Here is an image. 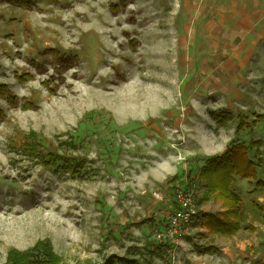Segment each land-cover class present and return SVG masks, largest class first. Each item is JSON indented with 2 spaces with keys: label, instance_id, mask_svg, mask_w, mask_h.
Listing matches in <instances>:
<instances>
[{
  "label": "rangeland",
  "instance_id": "1",
  "mask_svg": "<svg viewBox=\"0 0 264 264\" xmlns=\"http://www.w3.org/2000/svg\"><path fill=\"white\" fill-rule=\"evenodd\" d=\"M30 1L0 0V264L40 242L58 264H146L180 184L237 143L264 184V0ZM32 141L81 171L30 157ZM198 181L199 216L150 264L264 262V186L237 177L228 236L203 226L226 208L198 205Z\"/></svg>",
  "mask_w": 264,
  "mask_h": 264
},
{
  "label": "trees",
  "instance_id": "2",
  "mask_svg": "<svg viewBox=\"0 0 264 264\" xmlns=\"http://www.w3.org/2000/svg\"><path fill=\"white\" fill-rule=\"evenodd\" d=\"M10 3L23 7L29 8L32 5L30 0H8ZM50 2H55L56 0H49ZM1 92L6 96V99L11 105L16 104V98L1 86ZM30 103H25L26 109L30 108ZM4 114L0 112V117ZM240 125L239 129H243L248 125V118L245 115H239ZM256 122V121H255ZM252 122V125L255 123ZM257 147L256 153H259L260 142L257 145L252 143ZM25 152L32 158L37 159L43 164L48 163L49 166L54 165L58 170H62L71 174L72 176L77 175L82 168L81 162L76 161V159H62L61 156L57 154H44L41 149H39L38 142L32 141L27 143L25 146ZM65 160L63 165L59 166V162ZM255 164L250 158L249 149L243 143H237L232 145L221 157L208 159L206 164L202 167L198 175L193 176L189 173L187 176V183H182L180 186H186L191 188L195 185V182L199 180L198 184L205 189V192L198 201V205H203L209 202L212 198L216 200H222L226 211L222 214L211 215L207 220L202 219V224L206 228L210 229L212 233L223 232L228 236L233 235L236 231L241 229V224L245 216V205L243 202L242 195L236 187L237 177L242 180H248L249 184L252 181L256 182V187L261 188L264 186L261 181L258 180L257 173L255 171ZM179 186V187H180ZM255 204V203H254ZM256 209L260 215L264 214V209L255 204ZM264 217V216H263ZM260 217V218H263ZM168 226V221L165 223ZM171 237L167 236L159 243H150L147 253L151 255L150 258L163 257L169 248V242ZM36 249L21 253L19 251H11L8 258L9 264H58V257L53 254L52 249L47 243L40 242L37 244ZM208 251H211L209 249ZM146 253V254H147ZM144 256H140L143 258ZM140 258L135 259H121L115 256L105 259L102 264H119L120 262H126L129 264H145V261ZM146 261L150 264L151 259ZM145 260V259H144ZM253 264H264L263 261L259 260Z\"/></svg>",
  "mask_w": 264,
  "mask_h": 264
},
{
  "label": "built area",
  "instance_id": "3",
  "mask_svg": "<svg viewBox=\"0 0 264 264\" xmlns=\"http://www.w3.org/2000/svg\"><path fill=\"white\" fill-rule=\"evenodd\" d=\"M193 187L188 188L186 185L177 188L174 197L176 210L168 218V226H166L164 233L160 234L159 240H163L167 236L173 238L179 233L178 230H181L183 225L191 223L199 216Z\"/></svg>",
  "mask_w": 264,
  "mask_h": 264
},
{
  "label": "crops",
  "instance_id": "4",
  "mask_svg": "<svg viewBox=\"0 0 264 264\" xmlns=\"http://www.w3.org/2000/svg\"><path fill=\"white\" fill-rule=\"evenodd\" d=\"M204 205H222V204H216V203H212V202H210V203H206V204H204ZM204 208H205V207H201L200 210L203 211ZM205 212H206V211H203V214H204Z\"/></svg>",
  "mask_w": 264,
  "mask_h": 264
}]
</instances>
